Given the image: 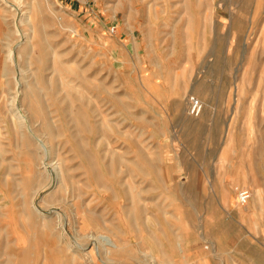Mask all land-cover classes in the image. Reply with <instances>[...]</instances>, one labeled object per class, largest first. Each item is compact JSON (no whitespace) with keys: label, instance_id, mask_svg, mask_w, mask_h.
<instances>
[{"label":"rangeland","instance_id":"obj_1","mask_svg":"<svg viewBox=\"0 0 264 264\" xmlns=\"http://www.w3.org/2000/svg\"><path fill=\"white\" fill-rule=\"evenodd\" d=\"M10 1L34 54L17 49L5 73L0 23V264H72L56 212L71 243L95 230L83 217H103L99 232L119 242L111 264H263L264 0ZM31 129L70 174L66 189Z\"/></svg>","mask_w":264,"mask_h":264},{"label":"bare ground","instance_id":"obj_2","mask_svg":"<svg viewBox=\"0 0 264 264\" xmlns=\"http://www.w3.org/2000/svg\"><path fill=\"white\" fill-rule=\"evenodd\" d=\"M1 1H3L6 4H9V8H5V9L1 10V12H0V23L4 26V33H3L4 36H3V38H4V47L5 48H3V49H4V51H6V57L4 58V64H3L4 67H3V69H4L5 73H6V72H9L11 69H13V67L10 65L9 62L16 60L17 49H18L20 57H22L23 53H27L29 55L32 54V56H33L34 53H33V45L31 44V35H30L29 32H25V30L22 27L25 23L28 22L27 17L22 15L24 12L23 13H18V12H20L21 9L17 5H13L10 0H0V2ZM17 10H19V11H17ZM21 11H23V10H21ZM37 36H38L39 39H42L44 37L42 32H41V30H39ZM34 58H36L37 60H40V57L38 55H36ZM16 68H17V65H16ZM18 72H19V70H18ZM15 77H16V75H15ZM43 82H44V84L48 85V82L46 83V80H43ZM54 82H52L53 85L52 84L51 85L55 87ZM56 86H57V84H56ZM32 92H33V97L30 100V102L28 103V107L31 110L32 115H35L36 117L37 116L39 117V115H41V113L43 111V105L41 104L40 99L38 98V88H37L36 85H31V90H30L29 93L27 92V97H28L29 94L32 95ZM21 93H22V91L18 88V86H16V90L12 92L13 95L11 97V99L13 101L12 103L17 104V107L13 108L14 115L17 117V120H18L17 126H18V124H19V126L20 125L24 126V122L25 123L29 122V118H28L27 114L25 113V111L23 109V106L20 105V103L18 104V102H19L18 101V97H19V95ZM30 120H31V118H30ZM43 127L46 130H53L54 125L52 124V121L50 119H45L44 118ZM36 129H38V128L36 127ZM32 131H33L32 134H33L34 138H36L37 142L45 150L44 158L41 161V166H43L44 168L50 170V172L53 174V177L55 179L54 181L57 182V183H60L59 187L61 189H63V190L66 189L67 185H69V180L70 179L72 180L69 172H68L69 175H66V174L63 173L64 171H62V169L60 168L58 160L54 162V159L51 158L50 150H49L47 144H45V141L41 137L38 136V134H37L35 129H33ZM39 149H41V148H39ZM111 163H112L111 165H113L115 163V160H112ZM92 172H94V171H92ZM68 176H69L70 179L68 178ZM76 192H78V191H76ZM258 194L259 193L256 191L255 197L253 198V201H252V204H255V202H258ZM67 199L68 198L66 196H63L62 197V202H64L65 206H70L71 204L69 203V199L68 200ZM245 207H247V205ZM56 214L59 215L60 219L63 218L62 223H61V220H62L61 219L60 220L61 224L59 225V226H61L60 238H61V240L64 243L62 249H66V246H68L69 249H75L77 251V252L75 251L77 254L74 255L73 258L71 259L72 260L71 261L72 264H84V263L89 264V263H93V262H95V259H96L97 256L101 259V263H102L103 259H104L105 264H111L112 263L109 259H106V258H109L108 253L111 252L110 248H118L119 247V242H117V240L113 237L112 233L99 232L100 229H102V228L105 229L106 228V224H103V222H104L102 220L103 217H98L96 215H95V217H98V219H93V215L92 216H88V218L87 217H83L84 222L91 224V226L95 230H93V233L85 234L82 237H76L75 236V239L73 238L74 241L71 243V242H69V240H68V238H67V236L65 234L66 231H67L66 227H67V224H68V221H69L68 220L69 216L66 215V214L64 215L63 213L62 214L58 213V212H56ZM85 241L86 242L90 241V242H92L95 245L94 246V252L91 251L89 249V247L86 246L88 244V242L86 244ZM83 251L86 252V253L85 254H81ZM78 252H81V253L79 254ZM128 253L129 252H127V254ZM77 257H78V259H76ZM79 259H82L83 262H81ZM46 261H45V263H46ZM65 261L66 260L61 259L58 263L59 264H62V263L64 264V263H66ZM121 262L123 263V261H121Z\"/></svg>","mask_w":264,"mask_h":264},{"label":"built area","instance_id":"obj_3","mask_svg":"<svg viewBox=\"0 0 264 264\" xmlns=\"http://www.w3.org/2000/svg\"><path fill=\"white\" fill-rule=\"evenodd\" d=\"M116 26H112V32L115 31ZM188 113L193 116L197 117L202 114L204 106L203 102L195 95H191L188 99ZM238 201L241 205H245L248 203L252 197V191L249 188H241L237 193ZM264 264V263H263Z\"/></svg>","mask_w":264,"mask_h":264}]
</instances>
